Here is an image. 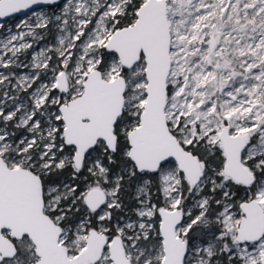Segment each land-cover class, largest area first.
I'll return each instance as SVG.
<instances>
[{
    "label": "snow or ice",
    "instance_id": "obj_1",
    "mask_svg": "<svg viewBox=\"0 0 264 264\" xmlns=\"http://www.w3.org/2000/svg\"><path fill=\"white\" fill-rule=\"evenodd\" d=\"M0 264H264V0H0Z\"/></svg>",
    "mask_w": 264,
    "mask_h": 264
},
{
    "label": "rangeland",
    "instance_id": "obj_2",
    "mask_svg": "<svg viewBox=\"0 0 264 264\" xmlns=\"http://www.w3.org/2000/svg\"><path fill=\"white\" fill-rule=\"evenodd\" d=\"M27 15H30V13H26ZM25 14V15H26ZM25 15L24 16H17V17H14L12 19H9V20H6V21H3V22H0V24H3L5 26V28L7 27H12L13 30H14V26L16 23H18L21 19H24L25 18ZM0 34H3L2 33V30H0Z\"/></svg>",
    "mask_w": 264,
    "mask_h": 264
},
{
    "label": "water",
    "instance_id": "obj_3",
    "mask_svg": "<svg viewBox=\"0 0 264 264\" xmlns=\"http://www.w3.org/2000/svg\"><path fill=\"white\" fill-rule=\"evenodd\" d=\"M26 13H18V14H15L14 17H17V16H24ZM12 17V18H14ZM12 18H0V22H3V21H6V20H9V19H12Z\"/></svg>",
    "mask_w": 264,
    "mask_h": 264
}]
</instances>
